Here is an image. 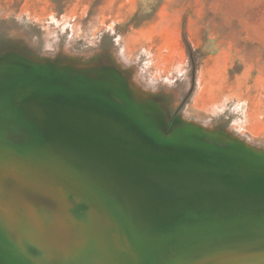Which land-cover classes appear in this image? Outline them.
<instances>
[{"label":"rangeland","instance_id":"rangeland-1","mask_svg":"<svg viewBox=\"0 0 264 264\" xmlns=\"http://www.w3.org/2000/svg\"><path fill=\"white\" fill-rule=\"evenodd\" d=\"M21 82L35 88L33 102L47 97L52 98L53 103L61 99L83 101L86 93L105 87L103 89L112 96V107L125 113L140 129H144L141 120L148 119L144 124L154 131L149 134L157 142L182 143L184 134L196 128L202 132L204 142H212L215 148L240 155L250 152L264 156V0H0V140L16 147L31 144L13 131L17 130L19 122L11 99ZM87 98L95 99L93 95ZM198 132L194 131L201 136ZM188 138L195 140L189 134ZM3 141H0V213L3 214H0V226L3 228H0L6 229L2 231L9 233V239L3 238L7 234L2 233L0 241L14 242L5 245L4 240V245L0 244L4 260L21 251L22 254H18L23 259L18 254V258L14 257L24 261L21 264L125 263L118 259L123 251L115 243H99L104 241L106 222H96L86 204L79 206L65 195L66 189L73 191L79 200L91 190L88 186L76 185L73 174L78 171L75 172V168L86 170L83 172L88 178L84 181L89 184L96 181L97 171L105 180L109 174L110 179L111 173L114 178L117 175L115 179L121 189H126V194L122 193L131 203L130 207L133 208L132 202H139L135 211L137 218L144 221L136 222L137 228L146 229L151 213H160L157 210L160 200L155 202L148 198L144 180L133 168L131 172L137 176L132 177L134 180L127 171L119 169L120 158L118 161L114 153L109 155L114 164L101 173L103 168L96 156L85 161V154L76 153L75 157L68 152L65 159L62 151L54 146L56 152L50 153L49 158L51 147L48 145L47 152H31L40 163L33 172L5 154L6 150L24 156ZM60 154H63L64 164L67 161L65 165L69 166L59 164L63 163ZM72 157L75 163H69ZM52 158L61 161L52 162ZM56 164L60 169L53 167ZM65 167L73 168L70 169L73 172H67ZM90 169L95 171L90 172ZM57 171L61 172V177ZM67 175H71L70 181ZM99 181L104 183V180ZM131 186L138 192L142 190L133 192ZM61 188L64 194L55 197L54 190L63 191ZM92 200L100 205L94 197ZM215 214L207 218L211 223L205 220L207 224L200 225L199 220L196 226L191 223L190 227L188 216L184 215L186 220L171 217V227L166 229L162 240L159 235L146 236L140 229L145 241L151 240L147 247L149 256L137 255L141 260L147 259L140 262L136 255L127 253V264H163L164 260L174 258L176 252L170 254L167 250V256H161L160 263L158 259L154 261L160 257V246L175 244L177 235L184 234L185 224L189 223L191 233L206 226L219 228L216 224L222 219ZM233 220L230 217L227 225ZM144 222L147 226L142 225ZM240 222L238 224H242ZM198 224L203 228L194 230ZM152 229L161 233L157 228ZM20 246L24 249H18ZM203 247H199L202 248L197 253L199 256L177 253L179 258L165 264H264L263 247Z\"/></svg>","mask_w":264,"mask_h":264},{"label":"water","instance_id":"water-1","mask_svg":"<svg viewBox=\"0 0 264 264\" xmlns=\"http://www.w3.org/2000/svg\"><path fill=\"white\" fill-rule=\"evenodd\" d=\"M18 86L11 103L18 106L24 121L38 130L40 139L38 142L29 141L33 145L28 146L25 143L18 147L0 141L7 143L9 147H15L14 151L24 154L20 156L5 150L7 156L22 162L26 170L30 168L34 172L37 170L35 165L39 164V159L32 155V150L44 151L48 145L51 146V153L56 152L54 146L58 145L68 146L70 149V146L74 148L77 144L87 146L89 148L84 152L85 155L96 156V161H99L103 168L114 164L109 157L110 153H114L118 155V161L120 158L117 163L120 165L119 169L127 171L128 176L133 179L132 177H137L131 172L133 168L149 185L148 198L151 197L155 202L162 200L158 202L161 204L157 209L160 213L151 214L146 221L148 227L140 228L145 231L143 233L160 235L161 239L170 225L171 216L186 215L193 224L206 220L211 213H216L223 219L220 220V229L206 227L198 233H191L189 230L187 235L179 234L175 244L161 246L160 256H164L167 250L169 253L176 252V255H197L201 249L199 247H202L200 245L207 249L231 246L264 248V156L250 152L240 155L223 148H215L212 142H204L202 132L196 128L184 134L182 143L166 145L157 142L149 134L154 131L144 124L148 119L141 120L144 129H140L125 113L112 107V96L103 89L105 87L97 89L95 93H86L87 96L93 95L94 100L84 96L83 101L79 99L67 102L66 99H61L53 103L50 97L33 102L35 88L25 82ZM74 91L79 92L77 89ZM51 126L54 134L57 133L62 138L49 135ZM194 131H199L201 137L199 140L190 141L188 134L192 135ZM77 132L85 133V143H76ZM64 133L68 136H64ZM132 152L136 153L133 158L129 157ZM66 169L72 172L70 169L73 168ZM76 170L79 172L73 174L77 180L76 185L88 186L91 190L88 194H82L79 200L73 196L72 191L65 195L79 206L86 204L94 214L96 222H106L107 228L103 234L105 238L99 243H115L123 251V254H118V259L125 262L124 264L128 262L125 256L127 253L149 256V244L135 225V222L143 219L137 218L136 201L132 204L133 208L130 207V202L123 195L125 192L121 191L115 178H107L109 181L106 180L104 184L99 181L103 179L95 175L96 181L89 184L84 181L85 173ZM71 175L67 176L70 178ZM93 197L100 205L93 203ZM169 203L171 209L167 205ZM227 217L239 219L242 224L227 225ZM157 227L161 229L160 234L152 231V228ZM0 243L2 244L1 241ZM168 261L170 260L164 261L163 264ZM4 263L17 264L12 259L4 260L1 257L0 264Z\"/></svg>","mask_w":264,"mask_h":264},{"label":"bare ground","instance_id":"bare-ground-1","mask_svg":"<svg viewBox=\"0 0 264 264\" xmlns=\"http://www.w3.org/2000/svg\"><path fill=\"white\" fill-rule=\"evenodd\" d=\"M12 107H13L14 114L16 115V118H17V120H18V122H19V125L16 127L17 130H13V131H14L15 133H18L19 135H21V137H22L23 139H27V140L30 141V142H38L39 139H40V134H39L38 130H35V129L33 128V126H31V125H29V124L27 123L26 120L24 121V119H23V118L21 117V115L19 114L18 106H17L15 103H12ZM56 121H57V120H56ZM54 124H55V122L53 123V126H54ZM51 128H52V130L50 129V134H49V135H53V136H57V137H59V138H62V137L58 136L59 134H57V133H56L57 135L54 134L55 131H53V127H52V126H51ZM0 132H1V131H0ZM198 133H199V132H198ZM45 134H46V132H45ZM76 134H77L76 137H75V138L77 139L76 143H81V144H82V143H85V142H86V140H85V136H84V134H85L84 132H77ZM189 135H190V134H189ZM64 136L67 137L68 134H67V133H64ZM190 136H192L193 139H195V140H199V138L201 137L200 135H196L194 132H192V135H190ZM23 139H22V140H23ZM68 139H71V138H68ZM72 139H73V138H72ZM72 141H73V140H72ZM23 142H24V140L22 141V143H23ZM24 144H25V143H24ZM22 145H23V144H21L20 146H22ZM50 147H51V146H50ZM55 147H57L58 149H60L64 155H65L66 153L69 154L68 151H69L70 148H69L68 146H66V147H63V146L60 147V145H58V146H55ZM67 147H68V149H67ZM70 147L72 148V149H70V150H71L70 153H72L71 155H74V154H76V153H77V154H82V155H84V154H85L84 152L88 151V148H89V147H87V146H86V147H83V146L80 145V144H77L74 148H73V146H70ZM48 148H49V147H48ZM47 150H48V149H47ZM47 150H44V151L47 152ZM60 150H59V151H60ZM32 151H34V150H32ZM44 151H43V152H44ZM35 152H36V151H35ZM119 152H121V151L119 150ZM50 153H51V152L49 151V156H48V154L46 153V154H47V157H49V158H50ZM46 154H44V155H46ZM63 154H60L59 157H61V155H63ZM67 154H66V155H67ZM35 155H36V154H35ZM38 155H39V153H38ZM66 155H65V156H62V157H64L65 159H67L66 157H67L68 155H67V156H66ZM82 155H81V157H82ZM131 155H132V158H133V157L136 155V153H135V152H132ZM39 156H43V155H39ZM52 156H53V155H52ZM52 156H51V157H52ZM74 156H75V155H74ZM84 156H85V157H84ZM84 156H83V157H84V158H83L84 160H85L86 158L88 159V158L90 157V156H88V155H87L88 157H86V155H84ZM57 157H58V156H57ZM62 157H61V160L63 159V163H59V161H61V160H59V158L54 160V158H56L55 155H54V158H52V159H53L52 162H54V161L57 160L58 163H59V164H62V166H63V164H64V158H62ZM69 157H70V155H69ZM75 157H76V156H75ZM45 158H46V156L44 157V159H45ZM49 158H47V160H48ZM74 159H75V158H74ZM83 159H82V160H83ZM90 159H91V158H90ZM68 160H69V158H68ZM70 160H71V158H70ZM72 160H73V157H72ZM82 160H81V161H82ZM50 161H51V160H50ZM65 161H66V160H65ZM76 161H77V160H76ZM78 161H79V160H78ZM78 161H77V162H78ZM85 161H86V160H85ZM52 162H50V164H52ZM70 162L75 163L74 160H73V161H69V163H70ZM87 162H89V161H87ZM90 162H95V160H94V161L90 160ZM46 163H48V162H46ZM66 163H68V162L66 161ZM66 163H65V164H66ZM96 163H98V162H96ZM96 163H95V164H96ZM39 164H40V163H39ZM41 164H42V163H41ZM65 164H64V166H66ZM76 164H77V163H76ZM76 164H75V165H76ZM84 164H85V163H84ZM90 164H91V163H90ZM90 164H89V165H90ZM95 164H94V165H95ZM44 165H45V163H44ZM44 165H43V166H44ZM47 165H48V164H47ZM53 165H54V163H53ZM56 165H57V164H56ZM72 165H73V164H72ZM86 165H87V164H86ZM86 165H85V168L88 167V166H86ZM94 165H93V166H94ZM39 166H40V165H39ZM43 166H42V168H43ZM67 166H69V165H67ZM67 166H66V167H67ZM73 166H74V165H73ZM93 166H91L90 168H92ZM100 166H101V164H100ZM50 167H51V166H50ZM53 167H58V168L60 169V166H58V165H57V166H53ZM66 167H65V168H66ZM97 167H99V166H97ZM101 167H102V166H101ZM48 168H49V166H48ZM48 168H47V169H48ZM58 168H57V169H58ZM63 168H64V167H63ZM69 168H70V167H69ZM81 168H83V167H81ZM102 168H103V167H102ZM108 168H109V167H108ZM108 168H107V167H106V168H103V172H101V173L106 172V171H104V169L107 170ZM44 169H45V168H44ZM51 169H53V168H51ZM54 169H55V168H54ZM57 169H56V170H57ZM76 169H77V168H75V172H77ZM87 169H88V168H87ZM96 169H97V168H96ZM92 170H93V169H92ZM92 170L90 169V172H92ZM100 170H102V169H100ZM34 171H35V170H34ZM49 171H50V170H49ZM54 171H55V170H54ZM71 171H72V170H71ZM83 171H84V170H83ZM94 171H95V170H93V172H94ZM109 171H110V170L107 171V174L109 173ZM57 172H58V171H57ZM67 172H68V171H67ZM67 172H65L64 175H62V174H61V175H62L63 177L66 176ZM72 172H73V171H72ZM84 172H86V170H85ZM60 173H61V172L59 171V172H58V175H59V176H60ZM78 173H79V172H78ZM85 174H86V173H85ZM113 174H114V173H113ZM89 175H90V174H89ZM96 175H98V171H97V174H96ZM100 175H101V174H100ZM102 175H103V174H102ZM109 175H110V174H109ZM109 175H108V177H109ZM119 175H120V174H119ZM56 176H57V175H56ZM85 176H87V177H85V178H88V175H85ZM105 176H106V175H105ZM111 176L113 177V176H115V175H112V173H111ZM111 176H110V178H111ZM138 176H139L140 178H142V176H140V175H138ZM60 177H61V176H60ZM63 177H62V178H63ZM108 177H107V178H108ZM116 177H117V175H116ZM116 177H115V178H116ZM120 177H121V176H120ZM70 178L72 179L71 176H70ZM70 178H69V181H70ZM92 178H94V177H92ZM101 178H102L103 180H105V178H103V177H101ZM113 178H114V177H113ZM127 178H128V177H127ZM64 179H65V178H64ZM73 179H74V178H73ZM117 179H119V178H117ZM120 179H121V178H120ZM66 180H67V179H66ZM74 180H76V179H74ZM108 181H109V180H108ZM121 181H122V183H124V181H125V183H126V180H124V181L121 180ZM129 181H130V180H129ZM66 182H67V181H66ZM104 182H106V180H105ZM56 183H57V182H56ZM72 183L75 184L74 181H73ZM128 183H129V182H128ZM130 183H131V182H130ZM140 183H141V182H140ZM70 185H71V184H70ZM120 185H121V184H120ZM131 185H132V184H131ZM136 185H137V184H136ZM142 185H143V184H141V186H142ZM77 186H78V185H77ZM127 186H128V185H127ZM134 186H135V184H134ZM120 187H122V186H120ZM124 187H126V186H124ZM131 187H132V188L127 187L128 190H129V188H130V190H133V186H131ZM86 188H87V186H86ZM144 188H145V190H147V191L149 190V185H148L145 181H144ZM61 189H62V188H61ZM62 190H63V189H62ZM84 190H85V192H86V189H84ZM121 190L124 191V190H126V189H121ZM141 190H142V189H141ZM141 190H140V191H141ZM135 191H137V193L140 192V191L138 192V189H137V190H135V189L133 190V192H135ZM66 192H67V193H68V192L70 193V190L68 191V190L66 189ZM72 192H73V191H72ZM128 192L130 193V191H128ZM143 192H144V191H143ZM62 193H64V190H63V191H59V192H56V191L54 190L53 195H55V197H56V196L61 195ZM73 194H74V193H73ZM131 194H132V193H131ZM133 194L135 195L136 193H133ZM144 194H145V193H144ZM129 195H130V194H129ZM136 195H137V194H136ZM139 195H140V194H139ZM73 196H74V195H73ZM142 196H143V195H142ZM127 197H128V196H127ZM136 197H137V196H136ZM139 198H140V197H139ZM146 198H147V197H146ZM146 198H145V199H146ZM137 199H138V198H137ZM138 200H139V199H138ZM141 200H142V199H141ZM164 200H165V199H164ZM160 201H162V200H160ZM137 202H138V201H137ZM9 203H11V202H9ZM132 203H133V202H132ZM138 203H139V202H138ZM138 203H137V204H138ZM130 204H131V203H130ZM144 204H145V203H144ZM144 204H142V205H144ZM169 205L171 206V203H169ZM147 206H148V205H147ZM142 207H143V206H142ZM9 208H10V207H9ZM9 208H8V209H9ZM11 208H12V207H11ZM140 208H141V207H140ZM146 208H147V207H146ZM149 208H150V207H149ZM152 209L154 210V208H152ZM147 210H148V209H147ZM1 211H2V209H1ZM144 211H145V210H144ZM146 212L149 213V211H146ZM150 212H151V211H150ZM156 212H157V211H156ZM147 213H146V215H147ZM152 213H154V212H152ZM152 213H151V214H152ZM0 214H1V213H0ZM155 214H156V213H155ZM216 215H217V214H215L214 216L216 217ZM1 216H3V214H1ZM1 216H0V217H1ZM148 216H149V214H148ZM144 217H145V216H144ZM171 217L173 218L174 216H171ZM177 217H178V216H177ZM180 217L184 219V218L186 217V215H185V217H184V216H183V217L180 216ZM210 217H211V216H210ZM215 217H212V218H215ZM217 217H220V216H217ZM139 218H141V217H139ZM220 218L222 219V217H220ZM145 219H146V218H145ZM183 219L180 221V223L183 221ZM227 219L229 220V218H227ZM233 219H234V218H233ZM132 220H133V219H132ZM147 220H148V219H147ZM176 220H177V219H176ZM185 220H186V218H185ZM187 220H189V218H187ZM206 220L208 221L209 219H206ZM215 220H218V218H216ZM219 220H220V219H219ZM219 220H218V222L216 221V222H217V224H216L217 226H216V227H221V226H219V222H220ZM222 220H223V219H222ZM228 220H227V223H228ZM237 220H238V222L240 221L239 219H237ZM142 221H144V219H142ZM200 221H202V222L199 223L200 225H201V223H203V222L206 223L205 220H200ZM231 221H232V217H231ZM185 222H186V221H185ZM208 222L211 223L210 220H209ZM214 222H215V221H214ZM214 222H213V224H214ZM233 222H234V220H233ZM233 222H232V223H233ZM236 222H237V221H236ZM238 222H237V224H238ZM1 223H2V221H1ZM3 223H4V222H3ZM137 223H138V222H137ZM137 223L135 222V224H137ZM142 223H143V222H142ZM144 223H145V222H144ZM186 223H187V222H186ZM232 223H231V224H232ZM240 223H242V222H240ZM11 224H12V223H11ZM145 224H146V223H145ZM176 224H177V223H176ZM183 224H184V223H183ZM188 224H189V223H188ZM188 224H185V226L187 227V230L189 231V230H190L189 227L192 226V225H191V223H190V225H189V227H188ZM192 224H193V223H192ZM199 224H198L197 227H193V229H194V230H197L198 227H199V229H200L201 226H199ZM206 224H207V223H206ZM4 225H5V224H4ZM142 225H143V224H142ZM177 225H178V224H177ZM177 225H175V226L177 227ZM179 225H180V224H179ZM193 225L196 226L195 224H193ZM203 225H204V224H203ZM2 226H3V225H2ZM2 226H0V227L3 228ZM136 226H138V225H136ZM146 226H147V225H146ZM169 226H170V225H169ZM208 226H210V225H208ZM213 226H214V225H213ZM6 227H8V226H6ZM9 227H10V226H9ZM141 227H142V226H141ZM141 227H140V228H141ZM147 227H148V226H147ZM170 227H171V226H170ZM176 227H174V229H176ZM206 227H207V226H206ZM206 227H205V228H206ZM1 228H0V230H1V233H0V234H2V233H3V234H7V235H5V236L2 235L3 238H4V237H5V238L9 237V236H8L9 233L3 232V231H6V229L3 230V229H1ZM178 228H180V227H178ZM188 228H189V229H188ZM196 228H197V229H196ZM201 228H203V227H201ZM212 228H213V227H212ZM138 229H139V227H138ZM169 229H170V228H169ZM174 229H171V230L173 231ZM181 229H182V230H181ZM181 229H180V230H181L180 232L183 231V228H181ZM191 229H192V228H191ZM193 229H192V231H194ZM218 229H220V228H218ZM2 230H3V231H2ZM7 230H8V229H7ZM155 230H156V228H155ZM158 230H161V229H158V227H157V231H158ZM176 230H177V229H176ZM176 230H175V231H176ZM187 230H184V231H185L184 234H186V233L188 232ZM11 231H12V230H11ZM142 231H144V230H142ZM166 231H167V230H166ZM166 231H165V233H167ZM186 231H187V232H186ZM198 231H199V230H198ZM198 231H197V232L194 231V232L198 233ZM144 232H145V231H144ZM155 232H156V231H155ZM158 232H159V231H158ZM158 232H156V233L158 234ZM189 232H190V231H189ZM10 233H11V232H10ZM165 233H164V234H165ZM169 233H170V232H169ZM171 233H172V232H171ZM182 233H183V232H182ZM11 234H12V233H11ZM11 234H10V238H12V236H13V234H12V235H11ZM14 234H15V233H14ZM159 234H160V233H159ZM180 234H181V233H180ZM143 235H144V234H143ZM145 235H146V234H145ZM172 235H174V233H172ZM14 236H15V235H14ZM146 236H147V235H146ZM168 236L170 237V235H168ZM168 236H166V237H168ZM174 236L176 237V234H175ZM17 237H18V236H17ZM159 237H160V235H159ZM159 237H156V238H159ZM162 237H163V236H162ZM164 237H165V235H164ZM169 237H168V238H169ZM171 237H172V236H171ZM15 238H16V237H14V239H15ZM18 238H19L18 241H21V240H20V237H18ZM177 238H178V235H177ZM8 239H9V238H7V240H8ZM147 239H148L147 242H149L150 239H149V238H147ZM1 240H2V239H1ZM4 240H5V239H4ZM4 240H2V244H3V245H4V243H5V245H6V243H10V244L14 243V242H12V243H11V242H8L7 240H5L6 242H4ZM11 240H13V239H11ZM11 240H10V241H11ZM15 240L17 241V239H15ZM15 240H13V241H15ZM152 240H153V239H152ZM155 240H156V239H155ZM161 240H162V239H161ZM161 240H160V241H161ZM163 240L165 241L166 239H163ZM150 241H151V240H150ZM158 241H159V240H158ZM3 242H4V243H3ZM152 242H153V241H152ZM17 243H19V242H17ZM21 243H22V242H21ZM155 243H156V241H155ZM170 243H172V242H170ZM0 244H1V243H0ZM10 244H9V245H10ZM19 244H20V243H19ZM19 244H18V245H19ZM159 244H160V242H159ZM173 244H174V243H173ZM9 245H8V246H9ZM13 245H14V244H13ZM21 245L24 246V243L21 244ZM1 246H2V245H1ZM1 246H0V248H1ZM8 246H7V247H8ZM15 246H16V245H15ZM15 246H14V247H15ZM23 246H20V248H18V249L21 250V247H23ZM155 246H156V245H155ZM7 247H6V249L8 250ZM153 247H154V246H153ZM160 247H161V246H160ZM202 247H203V246H202ZM9 248H10V246H9ZM25 248H26V247H25ZM3 249H4V248H3ZM23 249H24V247H23ZM23 249H22V251H23ZM26 249H27V248H26ZM201 249H202V248H201ZM201 249H199V251H200ZM203 249H204V248H203ZM1 250H2V248H1ZM1 250H0V251H1ZM11 250L16 251V250H14V248H12V247H11ZM3 251H4V250H3ZM18 251H19V250H18ZM6 252H7V251H6ZM8 252H10V251L8 250ZM16 252H17V251H16ZM20 252H21V251H20ZM20 252H17L16 255H17L18 253H20ZM154 252H155V251H154ZM156 252H157V251H156ZM205 252H206V251H205ZM63 253H64V252H63ZM174 253H175V252H174ZM0 254H1V253H0ZM7 254H10V253H7ZM14 254H15V252H14ZM20 254H22V253H20ZM24 254H25V253H24ZM155 254H156V253H155ZM170 254H172V253H170ZM11 255H12V254H11ZM16 255H14V256L12 255V257H11L10 259H12V258H14V257H15V258H18L19 256H20L19 258H21V256H22V255H19V254H18V255H17L18 257H17ZM36 255H38V254H36ZM50 255H51V254H49V256H50ZM58 255H59V254H58ZM58 255H55V256H58ZM165 255L167 256V253H166ZM175 255H176V254H175ZM178 255L181 256L180 254H178ZM178 255L176 256L177 258H179ZM182 255H184V253H183ZM186 255H188V256H186V257L194 256V255H192V253H191V254L188 253V254H186ZM3 256H4V255H3ZM5 256H6V255H5ZM25 256H26V255H25ZM34 256H35V255H34ZM51 256H52V255H51ZM51 256H50V257H51ZM136 256H137V255H136ZM139 256H140V255H139ZM139 256H137V257L140 258L141 256H140V257H139ZM144 256H145V255H144ZM158 256H160V255L158 254ZM184 256H185V255H184ZM196 256H199V255H196ZM26 257H27V258H31V257H28V256H26ZM43 257H44V256H43ZM58 257H59V256H58ZM137 257H136V258H137ZM155 257H156V255H155ZM168 257H169V254H168ZM168 257H166V258L164 257V258L167 259ZM171 257H172V256H171ZM173 257H174V256H173ZM0 258H1V257H0ZM4 258H7V256L4 257ZM15 258H14V259H15ZM23 258H24V257L22 256V259H23ZM36 258H37V260L40 259V257H39V259H38V257H36ZM160 258H162V257H161V256H160L159 258L157 257L154 261H156V260L158 259V260H159L158 263H160V262H161V261H160V260H161ZM7 259H8V258H7ZM145 259H146V258H145ZM171 259L173 260V258H171ZM171 259H170V260H171ZM15 260H16V259H15ZM26 260H27V259H26ZM26 260H25V262H26ZM29 260H30V259H29ZM29 260H28V261H29ZM33 260H34V259H33ZM40 260H41V259H40ZM136 260H138V259H136ZM140 260H141V258L139 259V261H140ZM146 260H147V259H146ZM146 260H141L140 262H142V261H146ZM168 260H169V258H168ZM180 260H182V259H180ZM164 261H167V260H164ZM164 261H163V262H164ZM15 262L18 263V262H20V261H19V260H18V261L16 260ZM21 262H22V261H21ZM21 262H20V264H21ZM23 262H24V261H23ZM23 262H22V263H23ZM33 262L35 263L36 261L34 260ZM41 262H42V261H41ZM163 262H162V263H163ZM178 262H179V261H178ZM27 263H28V262H27ZM27 263H26V264H27ZM143 263H145V262H143ZM4 264H5V263H4ZM29 264H30V263H29ZM32 264H33V263H32ZM139 264H140V263H139ZM146 264H147V263H146Z\"/></svg>","mask_w":264,"mask_h":264}]
</instances>
